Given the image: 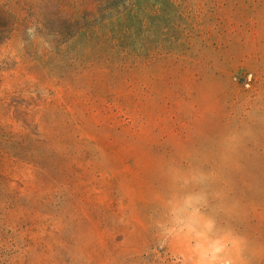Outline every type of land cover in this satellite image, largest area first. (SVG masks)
Listing matches in <instances>:
<instances>
[{
	"label": "rangeland",
	"instance_id": "obj_1",
	"mask_svg": "<svg viewBox=\"0 0 264 264\" xmlns=\"http://www.w3.org/2000/svg\"><path fill=\"white\" fill-rule=\"evenodd\" d=\"M189 217L264 264V0H0V264H191Z\"/></svg>",
	"mask_w": 264,
	"mask_h": 264
},
{
	"label": "clouds",
	"instance_id": "obj_2",
	"mask_svg": "<svg viewBox=\"0 0 264 264\" xmlns=\"http://www.w3.org/2000/svg\"><path fill=\"white\" fill-rule=\"evenodd\" d=\"M181 223V230L195 240L190 247L191 264H233V260L226 255L228 244L211 235L212 221L201 224L195 218L189 217ZM231 243L236 242L233 240Z\"/></svg>",
	"mask_w": 264,
	"mask_h": 264
}]
</instances>
